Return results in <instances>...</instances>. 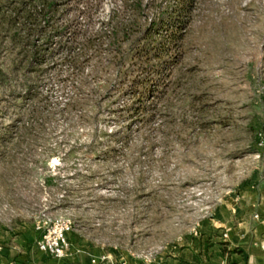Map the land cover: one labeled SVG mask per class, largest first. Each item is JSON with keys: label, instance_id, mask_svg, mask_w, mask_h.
Segmentation results:
<instances>
[{"label": "rangeland", "instance_id": "374dc122", "mask_svg": "<svg viewBox=\"0 0 264 264\" xmlns=\"http://www.w3.org/2000/svg\"><path fill=\"white\" fill-rule=\"evenodd\" d=\"M134 1L55 0L31 63L0 7V242L61 217L65 257L91 248L112 264H160L228 190L264 170V0H189L178 28L160 27L161 82L143 121L124 110L130 77L150 68L134 51L178 0ZM112 12L136 21L133 43L81 55ZM68 33L80 71L65 60ZM128 50L133 61L120 60Z\"/></svg>", "mask_w": 264, "mask_h": 264}, {"label": "crops", "instance_id": "0c3cea01", "mask_svg": "<svg viewBox=\"0 0 264 264\" xmlns=\"http://www.w3.org/2000/svg\"><path fill=\"white\" fill-rule=\"evenodd\" d=\"M34 230V229H33ZM67 234L65 237L67 239ZM37 233L3 237L0 264H112L91 248L57 259L36 249ZM94 261V262H93ZM264 170L228 190L201 222L198 234L160 264H263Z\"/></svg>", "mask_w": 264, "mask_h": 264}, {"label": "trees", "instance_id": "16d2710c", "mask_svg": "<svg viewBox=\"0 0 264 264\" xmlns=\"http://www.w3.org/2000/svg\"><path fill=\"white\" fill-rule=\"evenodd\" d=\"M139 0H135L133 5L137 9L141 6ZM55 0H0V7H10L9 10L3 15V22L6 26V30L10 28L9 42L19 41L22 46H27L26 59L28 63L36 60L38 50L36 43L32 40L34 34L41 32L48 27V20L50 13L54 10ZM189 0H178L176 6L170 9L171 12L167 13L166 19L160 14L158 20L149 22L142 30V44L134 51V57L138 64L144 62L147 66H150L148 73L144 75L131 76L128 81L127 95L130 98L129 107H124L126 115H129V119L138 118L140 121L147 120L152 114L153 103L149 100L158 96L159 82H161V63L162 58L160 50H162L164 43L159 44L156 39H151L153 36L159 34V28L164 27L168 31H174L181 25V17L187 12ZM1 9V8H0ZM116 18V19H115ZM115 19V21H114ZM136 21L133 18L127 20H119L116 14L112 12L107 26L103 27L100 34H94L88 36L80 43V54L82 55L88 48L92 49L96 58L99 57L101 48L104 45L103 50L108 54L114 53L117 48L119 49L122 44L131 45L133 42L128 40V37L132 34ZM137 25V24H136ZM67 26V25H66ZM65 29V27H64ZM21 31V32H20ZM74 32L73 30L71 31ZM58 33H61L58 32ZM22 36H21V35ZM173 34V33H172ZM71 33H68L67 40L64 44V52L66 53L65 60L70 68L74 71H80L82 66V56L72 53V40ZM73 36V34H72ZM105 39V43L103 42ZM163 44V45H162ZM130 50H128L129 52ZM123 52L120 60L123 61V57L132 59V50L130 54ZM112 57L115 55H111ZM110 56V59L112 58ZM130 59V60H131ZM154 60L155 64L150 65V62ZM95 68V66H94ZM153 73V74H152ZM120 80L125 79L126 75L120 73ZM122 81H120L121 83ZM81 81L74 87L75 91H78L81 87ZM121 85V84H119ZM148 102V103H146ZM78 106L74 101L68 103V107Z\"/></svg>", "mask_w": 264, "mask_h": 264}, {"label": "built area", "instance_id": "2783aa9c", "mask_svg": "<svg viewBox=\"0 0 264 264\" xmlns=\"http://www.w3.org/2000/svg\"><path fill=\"white\" fill-rule=\"evenodd\" d=\"M33 229L37 233L35 241L37 250L57 259L65 257L68 246L65 234L70 230L68 219L43 215L34 224Z\"/></svg>", "mask_w": 264, "mask_h": 264}]
</instances>
